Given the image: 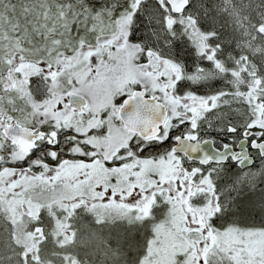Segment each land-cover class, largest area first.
Returning a JSON list of instances; mask_svg holds the SVG:
<instances>
[{"label": "snow or ice", "instance_id": "snow-or-ice-1", "mask_svg": "<svg viewBox=\"0 0 264 264\" xmlns=\"http://www.w3.org/2000/svg\"><path fill=\"white\" fill-rule=\"evenodd\" d=\"M0 264H264V0H0Z\"/></svg>", "mask_w": 264, "mask_h": 264}]
</instances>
